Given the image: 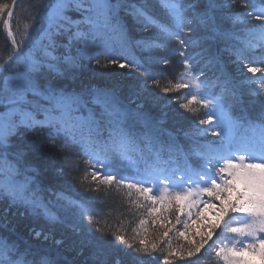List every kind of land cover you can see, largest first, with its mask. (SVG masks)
Returning a JSON list of instances; mask_svg holds the SVG:
<instances>
[{"label": "snow or ice", "instance_id": "1", "mask_svg": "<svg viewBox=\"0 0 264 264\" xmlns=\"http://www.w3.org/2000/svg\"><path fill=\"white\" fill-rule=\"evenodd\" d=\"M16 7L17 0L0 3V20L12 44L0 62V264H148L156 253L164 264H173L196 257L218 228L232 235L230 247L223 240L215 245L216 261L264 264V0H160L165 22L154 16L148 0H40L19 41L12 25ZM226 8L233 11L224 14ZM41 9L51 11L33 44ZM121 9L131 20L120 15ZM72 12L80 18L73 19ZM137 28L148 35L135 39ZM64 36L67 42L61 44ZM93 47L103 51L93 53ZM133 48L161 53L149 59L165 66L179 57L183 72L164 86L163 74L149 75L141 91L127 95L119 86L67 91L61 78L83 68L85 60L101 65L103 57L105 67L146 75L149 68L127 55ZM120 57L132 62L122 64ZM225 57L248 73H260L259 87L245 93V82L237 83L226 70ZM149 81L165 94L188 89L175 98L185 112L206 110L199 125L210 127L185 131L191 141L187 148L164 127L163 118L146 110L141 94ZM246 94L255 97L247 105ZM251 105L260 109L254 120L231 116L233 106ZM38 129L47 132L28 144H13V137ZM209 133L217 139L200 143L198 138ZM70 144L79 147L88 165L80 179L84 195L73 199L53 191L54 200L46 199L41 183L54 187L77 165L65 157L52 177L41 180L47 169L32 167L28 154L63 152ZM102 189L127 198L131 237L122 221L115 230L100 227V197L91 193ZM18 216L41 219L44 226L30 228L25 239L27 226ZM193 219L205 229L195 233L199 239L186 237Z\"/></svg>", "mask_w": 264, "mask_h": 264}, {"label": "trees", "instance_id": "2", "mask_svg": "<svg viewBox=\"0 0 264 264\" xmlns=\"http://www.w3.org/2000/svg\"><path fill=\"white\" fill-rule=\"evenodd\" d=\"M48 2L52 4L54 0H48ZM112 2L117 3L118 0H112ZM141 2H143V0H126L127 4H139ZM202 2H206V0H202ZM221 2L223 3V0H221ZM0 3L11 4L12 0H0ZM39 3L40 0H20L19 2H17V7L14 9L12 25L13 31L16 33V39L18 41L21 39V33L24 31L25 25L30 23L31 17L36 14L37 9L35 5H38ZM148 3L151 6V12L154 14V16H156L161 22H165L167 20V15L165 16L166 13L164 9L161 8V11L164 12V14H162L161 11H158L159 8H157L158 10H156L153 5L156 3L159 7L160 0H148ZM48 11L49 9L40 10V20L37 23L36 27L32 30L33 44H36L40 40L41 33L43 32L44 28L47 27L46 17ZM223 11L224 14H230L233 10L226 8ZM70 15L73 19L78 20L80 18L79 13L72 12L70 13ZM120 15L122 17H128V19L131 20V17L128 16V13L125 9L120 10ZM253 23L257 22L254 21ZM147 35L148 33L143 32L139 28H137L134 32L135 39H140ZM59 42L61 44L66 43L67 37H60ZM36 51H38V48L34 49V54ZM91 51L93 53H97L102 52L103 50L93 47L91 48ZM11 52V38L8 37L7 30L4 29L2 20H0V62H3V60L7 59L8 55ZM60 52H63V48H60L57 54H59ZM73 54H75V48L73 49ZM127 55H129L135 61H139L140 63L145 64V67L149 68V72L146 75L142 76L139 72L129 67L121 68L118 65L111 64L105 67L103 65L107 63V61H105L104 58L101 57V65H96L94 62L85 60L83 68L78 69L74 74H69L67 77L61 79L64 80L66 89L69 92H81L90 90L92 88H111L109 87L111 85L119 86L123 90L125 95H127L130 92L141 91L144 82L147 80L149 75L159 78L160 75L163 74L166 79L161 80V86H164L168 83L169 80H175L177 77H179L180 73L183 72V67L180 64L179 57H172L170 63L165 66L163 64L156 63L155 60L149 59V57L158 58L161 55V53L159 52H141L140 50L133 48ZM225 60L227 63L226 70L236 78L237 83H239L240 81L245 82V93H247L250 88H256L255 86L259 85L258 78L261 76L260 73H256L255 75H253L252 73H243V71L241 70L242 68L232 64L227 57H225ZM131 62L132 61L129 59L120 57V63L122 64H129ZM205 71L210 78L213 77V73L210 70L205 69ZM246 77H251L253 81H256V83L249 85L245 80ZM201 79H203V77H201ZM187 92L188 89H182L179 93L172 92L165 94L160 90V88L153 87L151 85V82L149 81L148 87L146 89H143L141 94V99L147 101L146 110L153 116L163 118L165 121L164 127H166L169 132L177 135L180 138V143L185 145L186 148L191 144V141L184 137L185 131H189L194 126L207 128L205 127V125H199V119H207V117L204 115L205 111L199 109L196 115H193L192 113L185 112L184 109L179 108V104L177 103L175 98ZM244 99L247 105V101L253 100L255 99V97L246 94ZM233 108L234 111L231 109V112H233L236 116L240 117L241 119L243 117H247L248 119L253 120L256 118L260 110L259 105L246 106L243 110L241 106H233ZM0 111H4L3 105H0ZM165 112L167 113V117H164ZM38 119H42V117H38ZM46 132L47 129H38L35 133H30L23 138L20 136H15L13 137V144H19L21 142L28 144L32 140L40 136L42 133ZM198 139L200 143H204L206 142V140H208V137H200ZM65 157L70 158V160L77 165V170L66 171L63 177L55 182L54 187L49 186L46 182L41 183V187L45 189L44 195L46 199L51 198L54 200V197L51 196V193L53 191L69 195L73 199H77L83 196L84 192L83 188L80 185V179L85 176V169L88 168V165L85 164V158L82 156L79 147L71 144L68 146L67 150L63 152L52 148L49 149L46 153H43L39 156H34L31 153L28 154V160L32 167H38L42 170L47 169V171L43 172L41 180H43L44 177H52L55 171L63 165ZM90 180L91 178L89 177V181L85 182V186L88 185ZM91 195L100 197V199L96 201V207L99 213L98 218L100 219V227L108 226L112 230H115L118 226V222L122 221L124 226L128 230L129 237H131V230L130 227H128L131 216L128 212V202L124 194L118 193L114 189L111 192L105 194L102 189L101 193H91ZM3 206V204H0V208H2ZM23 211V208L19 209V212ZM133 211L136 210L133 209ZM18 218L21 219L22 224L27 226L24 228L25 239H27V234L30 228H35L37 231H39L44 226V222L41 219H24L19 216ZM177 227L182 228V226L180 225H178ZM171 235H173V233H170V236ZM231 235L232 234L221 231V229L218 228L213 234L214 240L212 242V245H210L211 240H209L208 244H206L205 247L201 249V252L196 257L187 258L186 260H180L179 258H177L175 261H173V264H223L222 261H216L214 253L215 245H218L222 240L225 244H230L228 238ZM56 237L57 239L60 238V231H57ZM109 239H111V237H109ZM183 239L184 238L181 237L180 242L186 243V240ZM197 239H199V237ZM49 243H51V241ZM153 256L154 258H148V264H164L163 255L161 253L153 254Z\"/></svg>", "mask_w": 264, "mask_h": 264}, {"label": "rangeland", "instance_id": "3", "mask_svg": "<svg viewBox=\"0 0 264 264\" xmlns=\"http://www.w3.org/2000/svg\"><path fill=\"white\" fill-rule=\"evenodd\" d=\"M56 2V0H54V2L52 3V4H54ZM224 2H226V0H223V3ZM154 5V8L156 9V10H158L157 8H159V10L158 11H161L162 9H161V7L159 6L158 7V5L155 3V4H153ZM49 11H51V9H49ZM161 13L162 14H164V12L163 11H161ZM165 16H166V14H165ZM240 69V68H239ZM242 70V69H241ZM240 70V71H241ZM243 71V73H246V74H251V73H248L247 71H246V69L245 70H242ZM109 87H113V86H109ZM256 88H258L259 87V85L258 86H255ZM198 107V106H197ZM201 110H203V111H206L205 109H203V108H200ZM232 110L234 111V108H232ZM0 112H2V111H0ZM231 114L233 115H231L234 119H236L235 118V116H234V114H233V112H231ZM213 119H215V118H213ZM205 127H210L209 125H205ZM201 128H204V127H201ZM216 140L217 138L216 137H213V136H211V134L209 133V135H208V140ZM206 215V217H212V213H206L205 214ZM192 222V223H191ZM190 224H191V229H190V233H188V234H186L187 236V238L188 239H193V238H195V239H197L198 238V236H195V233L197 232V231H199V232H204L205 231V229L204 228H201L200 227V225H201V221H196L195 219H193L192 221H190L189 222ZM182 238H184V237H182ZM185 239V238H184ZM183 239V240H184ZM213 240H214V236L212 237V239H211V242H210V245H212V242H213ZM216 240V239H215ZM245 242H247V241H245ZM228 246L230 247L231 246V244H228ZM249 256H251L252 254L251 253H249L248 254ZM255 259L257 260V261H259V257L258 256H256L255 257Z\"/></svg>", "mask_w": 264, "mask_h": 264}, {"label": "water", "instance_id": "4", "mask_svg": "<svg viewBox=\"0 0 264 264\" xmlns=\"http://www.w3.org/2000/svg\"><path fill=\"white\" fill-rule=\"evenodd\" d=\"M20 1V0H17V2Z\"/></svg>", "mask_w": 264, "mask_h": 264}]
</instances>
